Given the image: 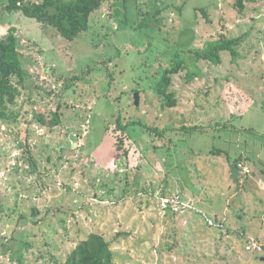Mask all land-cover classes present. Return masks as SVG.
<instances>
[{
  "label": "rangeland",
  "instance_id": "rangeland-1",
  "mask_svg": "<svg viewBox=\"0 0 264 264\" xmlns=\"http://www.w3.org/2000/svg\"><path fill=\"white\" fill-rule=\"evenodd\" d=\"M7 3L0 36L18 28L30 77L10 106L18 121H0V264L64 263L92 232L107 237L114 264H264V250L247 248L264 243V0H108L74 41ZM222 34L243 37L240 55L196 60ZM181 61L170 88L178 103L164 107L144 90ZM59 105L60 124L35 117ZM119 115L164 137L140 124L130 136ZM27 130L35 173L18 141ZM239 156L251 169H240V188ZM166 189L216 226L198 213L161 215Z\"/></svg>",
  "mask_w": 264,
  "mask_h": 264
},
{
  "label": "trees",
  "instance_id": "trees-1",
  "mask_svg": "<svg viewBox=\"0 0 264 264\" xmlns=\"http://www.w3.org/2000/svg\"><path fill=\"white\" fill-rule=\"evenodd\" d=\"M106 1L108 0H8L5 8L11 12L21 11L39 23L54 27L63 38L74 41L92 28L93 14L101 9ZM238 4L243 6V0H238ZM242 40L243 37L227 38L222 34L219 39L209 42L203 51H197L196 60L204 59L215 64H221L222 52L224 51H230L235 60L240 55L238 45ZM20 44L21 38L18 34V28L15 26L10 27L6 35L0 36V121L3 124L6 122L5 124L10 126L18 121L20 114V112L10 111V106L16 105L18 99L23 95L30 77V70L23 63ZM185 67L186 61H181L172 64L171 67L161 69L158 75H153L156 78L155 84L150 90L144 91L156 94L163 101L164 107H175L178 100L170 88L173 84L174 75ZM63 78V76L58 77L59 80ZM84 79L80 75L66 78L67 89ZM60 110L61 106L59 105L57 110L51 112V118H47L44 113L35 111V117L41 124L53 127L62 121ZM124 121L125 118L119 115L117 127L123 132L126 131L128 135H130L129 128L137 124L153 130V127L146 125L147 123L143 120ZM191 128L195 130L198 129V126L195 125ZM153 131L158 136L164 137V132H161L157 127H154ZM29 140L28 130L24 137L18 136L19 146L23 149L22 157L31 164L30 173H35L39 169L38 161L34 157ZM125 152L129 154L127 150ZM241 160L242 156L234 160L238 168ZM162 194H171V192L166 189L162 191ZM36 209L37 207L34 206L33 215L37 213ZM114 257L115 252L112 250L107 237L100 232H92L74 247L64 263L58 262L56 264H114Z\"/></svg>",
  "mask_w": 264,
  "mask_h": 264
},
{
  "label": "built area",
  "instance_id": "built-area-1",
  "mask_svg": "<svg viewBox=\"0 0 264 264\" xmlns=\"http://www.w3.org/2000/svg\"><path fill=\"white\" fill-rule=\"evenodd\" d=\"M20 155V154H19ZM19 155H16L18 157ZM15 156V155H14ZM16 166V163H14ZM239 168L243 173H251V169L247 164L239 163ZM159 212L161 215L171 214H180L182 216L188 215L190 213H198L204 217L205 222L208 225L216 226L215 221L209 217L206 212L196 206L194 200L188 199L182 195L181 192H173L171 194H162V191L159 194ZM248 249H253L257 251L264 250V243L259 240H254L253 243L247 246Z\"/></svg>",
  "mask_w": 264,
  "mask_h": 264
},
{
  "label": "water",
  "instance_id": "water-1",
  "mask_svg": "<svg viewBox=\"0 0 264 264\" xmlns=\"http://www.w3.org/2000/svg\"><path fill=\"white\" fill-rule=\"evenodd\" d=\"M135 104L137 106L140 104V92L139 91H137L135 94ZM71 140L73 141L74 146L77 147L79 136L77 134H71ZM232 174H233V178L235 182L238 185V188H240L241 187V181H240L241 172L236 163L232 164Z\"/></svg>",
  "mask_w": 264,
  "mask_h": 264
},
{
  "label": "crops",
  "instance_id": "crops-1",
  "mask_svg": "<svg viewBox=\"0 0 264 264\" xmlns=\"http://www.w3.org/2000/svg\"><path fill=\"white\" fill-rule=\"evenodd\" d=\"M249 178V177H248Z\"/></svg>",
  "mask_w": 264,
  "mask_h": 264
}]
</instances>
